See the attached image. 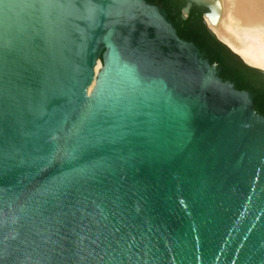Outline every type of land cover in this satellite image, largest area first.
Wrapping results in <instances>:
<instances>
[{
  "label": "water",
  "instance_id": "1",
  "mask_svg": "<svg viewBox=\"0 0 264 264\" xmlns=\"http://www.w3.org/2000/svg\"><path fill=\"white\" fill-rule=\"evenodd\" d=\"M0 264H264V115L163 5L0 0Z\"/></svg>",
  "mask_w": 264,
  "mask_h": 264
},
{
  "label": "trees",
  "instance_id": "2",
  "mask_svg": "<svg viewBox=\"0 0 264 264\" xmlns=\"http://www.w3.org/2000/svg\"><path fill=\"white\" fill-rule=\"evenodd\" d=\"M163 5L174 21L181 38L194 41L201 50L205 51L213 64L221 68V76L225 80L234 82L239 90H251L255 96L257 111L264 115V75L254 68L238 63L217 39L211 35L205 25L195 27L190 25L192 15L183 23L176 22L170 14L168 3L171 0H149Z\"/></svg>",
  "mask_w": 264,
  "mask_h": 264
},
{
  "label": "bare ground",
  "instance_id": "3",
  "mask_svg": "<svg viewBox=\"0 0 264 264\" xmlns=\"http://www.w3.org/2000/svg\"><path fill=\"white\" fill-rule=\"evenodd\" d=\"M234 0H226V11L221 19V28L228 34L219 31L211 22L209 16L206 17L209 28L218 38L228 45L242 59L252 66L264 70V25L246 27L233 15ZM102 66L99 61L96 66V75ZM96 81L92 84L89 92L92 91Z\"/></svg>",
  "mask_w": 264,
  "mask_h": 264
},
{
  "label": "flooded vegetation",
  "instance_id": "4",
  "mask_svg": "<svg viewBox=\"0 0 264 264\" xmlns=\"http://www.w3.org/2000/svg\"><path fill=\"white\" fill-rule=\"evenodd\" d=\"M185 5H186L185 0H171V4L168 3V8L170 10V14L172 16H174L176 22L183 23L186 19H188L192 15V20L190 21L191 26H195L197 28V27H200V25H204L203 24L202 11L196 6H193L191 8V10L187 16H184L183 8ZM249 91L252 93L251 90H249ZM253 96H254V94H253ZM254 107L256 109L255 96H254Z\"/></svg>",
  "mask_w": 264,
  "mask_h": 264
},
{
  "label": "rangeland",
  "instance_id": "5",
  "mask_svg": "<svg viewBox=\"0 0 264 264\" xmlns=\"http://www.w3.org/2000/svg\"><path fill=\"white\" fill-rule=\"evenodd\" d=\"M203 18H205L206 19V17H204V15H203ZM207 22V21H206ZM208 25V24H207ZM209 27V26H208ZM216 35V34H215ZM216 37L218 38V36L216 35ZM219 39V38H218ZM220 40V39H219ZM221 41V40H220ZM221 42H223V41H221ZM224 43V42H223ZM225 44V43H224ZM228 46V45H227ZM229 47V46H228ZM230 48V47H229ZM231 49V48H230ZM232 50V49H231ZM233 51V50H232ZM234 52V51H233ZM236 55H238L239 57H241L239 54H237L236 52H234ZM242 58V57H241ZM101 62V61H100ZM253 67H255V66H253ZM103 68V65L101 66V68H100V70ZM255 68H257V69H260V70H262V71H264L263 69H261V68H259V67H255ZM100 70H99V72H100ZM99 72H98V75H99ZM98 78V77H97Z\"/></svg>",
  "mask_w": 264,
  "mask_h": 264
}]
</instances>
